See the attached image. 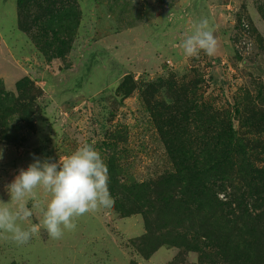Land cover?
I'll list each match as a JSON object with an SVG mask.
<instances>
[{"label": "rangeland", "instance_id": "obj_1", "mask_svg": "<svg viewBox=\"0 0 264 264\" xmlns=\"http://www.w3.org/2000/svg\"><path fill=\"white\" fill-rule=\"evenodd\" d=\"M63 2H73L79 18L54 44L50 30L34 22L43 23L48 1L32 0L29 8L0 0V85L32 108L31 121L17 112L0 121V202L15 206L6 185L21 168L36 159L59 162L86 143L113 163L118 195L110 192L111 208L76 218V228L59 239L39 227L42 213L29 200L33 215L24 227L39 231L23 244L0 234V264H236L239 241L253 246L247 264H264V187L245 204V179L218 176L211 212L183 216L185 210L164 207L175 181L140 187L176 173L168 143L202 162L229 117L264 167V0ZM203 17L214 29L216 54L188 57L181 42ZM127 75L136 87L124 97ZM110 180L109 173V187ZM36 191L42 204L47 193ZM202 226L213 242L197 233ZM175 227L196 247L172 241Z\"/></svg>", "mask_w": 264, "mask_h": 264}, {"label": "trees", "instance_id": "obj_2", "mask_svg": "<svg viewBox=\"0 0 264 264\" xmlns=\"http://www.w3.org/2000/svg\"><path fill=\"white\" fill-rule=\"evenodd\" d=\"M23 5L26 7H32L31 1L32 0H21ZM36 0H33L35 3ZM48 4L46 6L45 18L43 19V23H40L41 19L39 20L35 17L36 24L42 25V28L47 27L51 33V39L54 44L57 42L61 43L64 42L61 40L60 35L68 31L70 24L74 20L76 23L79 18V11L76 8L74 3L69 2V5H64L65 0H46ZM71 1V0H70ZM42 6V5H41ZM40 21V22H39ZM75 23V24H76ZM45 36H48V33H44ZM52 41L50 44H52ZM62 44V43H61ZM64 50L56 52V56H63ZM1 83V81H0ZM162 83V80H161ZM148 86H153L152 83H149ZM136 84L132 77L127 75L122 82L120 89H122L123 96L129 97L133 90L135 89ZM21 88V85H19ZM24 95L20 96V99ZM145 101L149 107V110L153 111L154 108L151 105V101L149 98L143 93ZM22 113L21 117L24 120H32V108H26V105L18 100L14 93L11 91H7L4 85H0V121H6L8 116L14 113ZM240 112L238 111V114ZM173 118H177L173 116ZM180 115L176 119L174 124L180 123ZM181 119V118H180ZM241 120V118H239ZM248 120H251L248 118ZM178 121V122H177ZM165 120L161 116L159 125L160 129H163V124ZM243 125H245L244 120H241ZM165 136V135H164ZM213 140L210 141L206 147V154L204 155V160L201 162L199 158L196 157L193 151H183L182 148H173L174 146L168 143V150L169 153L176 159L177 164V171L174 174H170L164 176L159 180H152L150 182H145L140 185V187H148L151 183L154 184H168L172 183L173 181L176 182V185L171 190L172 193H168L164 197H168V202L164 204L165 209L173 208L174 210H185L182 211L181 214L183 215H190L198 212L207 210V213L211 212V209L214 207L213 200H214V187H212V181H217L216 178L221 176L222 180L229 179L230 181H234L232 174H239L245 179V186H246V193H242L244 201L242 203L247 204V197H254L257 194H260V191L255 188H263L264 186V167L256 165V163L251 159L252 151L249 147V144L246 143L245 136H242L237 129L234 128L233 122L229 117L226 121V125L223 130L216 131V134L212 137ZM259 147V144L256 145ZM191 149V148H190ZM108 171L110 173V192L113 195H118L116 184L118 181L115 179V172L113 171V163L110 166H107ZM115 169V168H114ZM228 169V170H227ZM233 171V172H232ZM171 189V187H170ZM215 193V192H214ZM189 197V198H188ZM186 203V204H185ZM222 204L221 202H219ZM229 207L232 206V202L227 203ZM191 205L195 210L185 206ZM239 208V207H238ZM162 208V210H165ZM233 209H237L233 208ZM213 211V210H212ZM186 212V213H185ZM206 213V214H207ZM208 215V214H207ZM181 216V217H182ZM179 217V220L182 221L186 216ZM205 222H208L206 218ZM166 226V225H165ZM165 226H160V228H164ZM225 226V225H224ZM150 231V227L148 229ZM175 232H178L176 235ZM168 233V232H167ZM170 233H174L173 240L180 244L188 245V247L195 248L194 244L190 245V243L185 239L186 236L182 235L183 232L179 231L177 227L175 229H170ZM200 237L206 238L208 242H213L211 235L204 226H202V232H197ZM168 236V234H167ZM148 235L145 237L147 238ZM149 238V237H148ZM151 239V238H150ZM182 242H180V240ZM165 241V240H161ZM207 242V243H208ZM209 244V243H208ZM245 246V252H243V256L241 257V248ZM198 247V246H197ZM235 253L237 252L236 257L239 259L236 264H247L250 263L255 257V252H253V246L249 242H238L234 246ZM260 248V247H259ZM259 258V257H258Z\"/></svg>", "mask_w": 264, "mask_h": 264}, {"label": "clouds", "instance_id": "obj_3", "mask_svg": "<svg viewBox=\"0 0 264 264\" xmlns=\"http://www.w3.org/2000/svg\"><path fill=\"white\" fill-rule=\"evenodd\" d=\"M181 48L188 57H198L201 51L208 56L216 54L217 40L207 17L201 18L191 33L185 35ZM40 187L48 197L42 204L36 191ZM6 188L15 206L0 202V234L18 244L27 243L39 227L50 238L59 239L65 230L76 228V218L111 208L114 203L107 165L95 147L87 143L59 162L34 160L26 169L21 168ZM29 200L42 213L39 227H24L33 215L27 206Z\"/></svg>", "mask_w": 264, "mask_h": 264}, {"label": "built area", "instance_id": "obj_4", "mask_svg": "<svg viewBox=\"0 0 264 264\" xmlns=\"http://www.w3.org/2000/svg\"><path fill=\"white\" fill-rule=\"evenodd\" d=\"M243 25H244L245 30H249L250 24L248 21H244Z\"/></svg>", "mask_w": 264, "mask_h": 264}]
</instances>
